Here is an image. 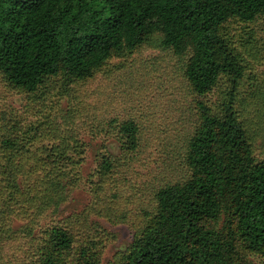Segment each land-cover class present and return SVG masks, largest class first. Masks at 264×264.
<instances>
[{
	"label": "trees",
	"instance_id": "trees-1",
	"mask_svg": "<svg viewBox=\"0 0 264 264\" xmlns=\"http://www.w3.org/2000/svg\"><path fill=\"white\" fill-rule=\"evenodd\" d=\"M258 17L264 23V0H0V74L25 94L55 77L68 84L89 79L113 54L155 35L158 47L189 54L184 78L195 100L188 177L156 190L132 243L107 264H252L249 254H264V159L254 158L232 105L213 111L207 100L221 75L233 85L242 76L222 26ZM23 115L0 111V264H100L106 236L88 217L127 222L113 207L114 173L139 148L137 124L96 129L120 154L99 155L85 215L47 221L44 202L55 208L74 182H60L74 135ZM16 223L22 225L13 229Z\"/></svg>",
	"mask_w": 264,
	"mask_h": 264
},
{
	"label": "rangeland",
	"instance_id": "rangeland-1",
	"mask_svg": "<svg viewBox=\"0 0 264 264\" xmlns=\"http://www.w3.org/2000/svg\"><path fill=\"white\" fill-rule=\"evenodd\" d=\"M228 47L240 61L242 76L233 85L221 75L208 95L213 111L230 103L243 126L256 160L264 159V23L229 20L221 30ZM157 35L131 52L113 54L86 80L68 84L61 77L44 83L33 94L15 90L0 74V111L17 109L31 124L52 121L64 131H73L68 155L63 160L66 176L60 178L66 197L55 208L46 207V220L61 221L70 215H85L91 203L88 191L91 175L106 152L119 155L111 136L98 127L133 120L139 129V148L125 166L114 173L113 207L127 222L91 214L88 222L104 232L101 263L119 257L132 243L135 228L154 208V194L165 184L187 179L184 164L186 143L193 127L195 96L184 78L189 54L176 55L158 47ZM14 114V113H13ZM46 119V120H45ZM113 125V124H112ZM36 126V125H33ZM67 132L49 134L53 141ZM54 135V136H53ZM96 135V136H95ZM71 136V135H69ZM95 181V180H94ZM110 214V213H109ZM22 224L16 223L13 229ZM252 264H264V254H249Z\"/></svg>",
	"mask_w": 264,
	"mask_h": 264
}]
</instances>
